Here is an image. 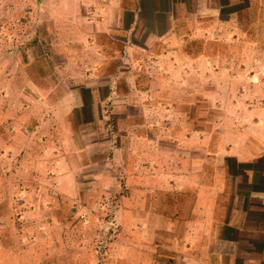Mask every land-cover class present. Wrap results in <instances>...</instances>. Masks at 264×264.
I'll list each match as a JSON object with an SVG mask.
<instances>
[{
  "label": "rangeland",
  "instance_id": "obj_1",
  "mask_svg": "<svg viewBox=\"0 0 264 264\" xmlns=\"http://www.w3.org/2000/svg\"><path fill=\"white\" fill-rule=\"evenodd\" d=\"M56 1L0 0V264H187L175 244L180 235L187 239V226L174 213L179 204L187 214L184 208L191 193L172 189L147 192L151 186L131 179L136 168L124 163L125 150L130 148V137L140 134L151 135L170 151L174 142L187 143L188 129L197 130L192 138L197 146L204 137L199 130L219 135L235 112L233 105L225 102L226 88H220L222 73H207L212 88L206 89L209 101L205 104L202 56L196 57V72L188 71L187 56L171 54L181 42L173 40L152 42L149 51L135 50L131 58L123 60L122 42L116 40L112 67L134 66L137 87L101 86L99 94L109 99L100 105L101 119L92 126L88 118L71 111V104L48 103L49 96L73 99L89 92L76 87L62 68L52 67L70 57L55 55L56 51L73 44L58 38L61 15L68 14ZM207 43L212 69L218 68L225 61L220 45L225 49L230 45L218 39ZM192 45L202 49L204 40L192 41ZM189 79L192 87H188ZM126 96L132 99L131 104L124 102ZM28 105L38 116L62 120L58 128L54 126L62 139V131H67L62 123L71 128L75 116L77 131L99 132L100 146L87 157L90 160H83L86 167H77L75 196L62 195L52 185L47 165L50 156L43 150L52 143L24 132L29 122ZM123 114L129 117L125 120ZM71 137L67 136L74 143ZM138 141L133 140L135 148ZM215 145L212 143L209 151L213 152ZM202 227L196 224L194 230ZM195 234L193 239L203 240L202 231Z\"/></svg>",
  "mask_w": 264,
  "mask_h": 264
},
{
  "label": "crops",
  "instance_id": "obj_2",
  "mask_svg": "<svg viewBox=\"0 0 264 264\" xmlns=\"http://www.w3.org/2000/svg\"><path fill=\"white\" fill-rule=\"evenodd\" d=\"M56 3L68 14L61 15L63 26L58 38L73 44L68 43L69 49L64 47L65 51L60 48L56 51L55 55L70 57L62 60L63 66L55 63L52 67L62 68L75 80L76 87H85L89 92L73 99L49 96L48 103L71 104V111H78L79 118H88L92 126L101 119L100 105L109 99L99 94L101 86L111 88L121 84L129 90L137 87L134 66L112 67L116 40L122 42L119 49L123 60L131 58L135 50L149 51L152 42L173 40L181 42L171 54L186 55L188 71L196 72V57L202 56L205 104L209 101L206 89L212 88L207 73L213 70L222 73L220 88H226L225 102L233 105L235 112L219 135L199 130L204 137L197 146L192 140L197 130L188 129L187 143L174 142L171 151L149 134L136 135L139 145L135 148L132 144L136 138L131 136L124 163L136 168V175L131 178L134 182L151 186L147 192L172 189L191 193V198L187 194L184 208L187 214L179 204L174 213L187 226L184 230L187 239L180 235L175 243L179 257L187 264H264V0H58ZM71 24L76 27L71 28ZM197 39L204 40L202 49L193 48L192 41ZM212 39L230 45L229 49L220 45V56L225 61L213 69L207 43ZM176 67L184 68L180 64ZM189 81L188 87H192L193 80ZM127 97L116 98L131 104L132 99ZM25 111L29 121L24 130L26 135L53 145L43 147L46 156H50L47 165L52 172V185L62 195L75 196L77 167H86L84 161L90 160L87 157L100 146L99 132L77 131L75 116L67 122L71 128L62 123L61 127L67 129L62 131V139L60 131L54 130L62 120L38 116L29 105ZM122 117L126 120L129 115ZM45 128L51 130L46 132ZM84 139L86 142L82 143ZM212 143H216L213 152L209 151ZM75 160L77 164L69 163ZM196 224L204 227L195 231ZM201 231L203 240L193 239V232Z\"/></svg>",
  "mask_w": 264,
  "mask_h": 264
}]
</instances>
